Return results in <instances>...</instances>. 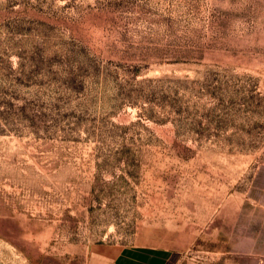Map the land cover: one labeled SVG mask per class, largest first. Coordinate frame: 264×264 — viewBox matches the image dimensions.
I'll use <instances>...</instances> for the list:
<instances>
[{"label":"rangeland","instance_id":"obj_1","mask_svg":"<svg viewBox=\"0 0 264 264\" xmlns=\"http://www.w3.org/2000/svg\"><path fill=\"white\" fill-rule=\"evenodd\" d=\"M264 264V0H0V264Z\"/></svg>","mask_w":264,"mask_h":264},{"label":"crops","instance_id":"obj_2","mask_svg":"<svg viewBox=\"0 0 264 264\" xmlns=\"http://www.w3.org/2000/svg\"><path fill=\"white\" fill-rule=\"evenodd\" d=\"M170 257L164 248L142 245L122 246L116 250L99 246L92 254L95 264H169Z\"/></svg>","mask_w":264,"mask_h":264}]
</instances>
